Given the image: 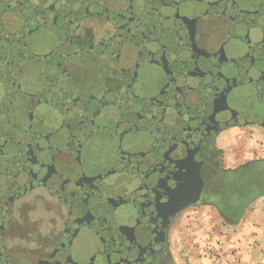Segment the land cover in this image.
<instances>
[{
  "label": "flooded vegetation",
  "instance_id": "flooded-vegetation-1",
  "mask_svg": "<svg viewBox=\"0 0 264 264\" xmlns=\"http://www.w3.org/2000/svg\"><path fill=\"white\" fill-rule=\"evenodd\" d=\"M263 4L0 0V264L143 254L153 190L192 156L188 125L226 58L252 45ZM236 126L201 140L204 183L185 209L204 204L207 147ZM185 209L154 239L149 264H174Z\"/></svg>",
  "mask_w": 264,
  "mask_h": 264
},
{
  "label": "water",
  "instance_id": "water-1",
  "mask_svg": "<svg viewBox=\"0 0 264 264\" xmlns=\"http://www.w3.org/2000/svg\"><path fill=\"white\" fill-rule=\"evenodd\" d=\"M261 11L263 16L257 18L256 22L260 25L252 45L226 58L225 73L217 78L214 92L202 103L192 123L188 125V133L194 135V139H187L186 148L192 156L180 162L164 190L158 192L154 188L155 202L149 209V217L143 227L152 242L145 244L147 250L141 255L135 249V260L130 264H149L155 258L159 246L154 239L159 234L164 235L180 211L199 200L204 183L200 175L203 163L201 140L231 125L253 124L264 128V4ZM224 219L227 220V217Z\"/></svg>",
  "mask_w": 264,
  "mask_h": 264
},
{
  "label": "crops",
  "instance_id": "crops-1",
  "mask_svg": "<svg viewBox=\"0 0 264 264\" xmlns=\"http://www.w3.org/2000/svg\"><path fill=\"white\" fill-rule=\"evenodd\" d=\"M263 146L264 128L253 124L229 128L218 138L225 167L254 160L251 156ZM224 220L210 205L185 209L172 233L174 264H214L203 246L214 252H231L238 264H264V197L252 205L240 222L229 224Z\"/></svg>",
  "mask_w": 264,
  "mask_h": 264
},
{
  "label": "trees",
  "instance_id": "trees-1",
  "mask_svg": "<svg viewBox=\"0 0 264 264\" xmlns=\"http://www.w3.org/2000/svg\"><path fill=\"white\" fill-rule=\"evenodd\" d=\"M223 151L214 142L207 147L208 168L204 174L201 202L214 207L224 223L240 222L252 205L264 197V157L237 167L220 163Z\"/></svg>",
  "mask_w": 264,
  "mask_h": 264
},
{
  "label": "built area",
  "instance_id": "built-area-1",
  "mask_svg": "<svg viewBox=\"0 0 264 264\" xmlns=\"http://www.w3.org/2000/svg\"><path fill=\"white\" fill-rule=\"evenodd\" d=\"M206 255L212 260L214 264H238L234 255L229 251H206Z\"/></svg>",
  "mask_w": 264,
  "mask_h": 264
},
{
  "label": "rangeland",
  "instance_id": "rangeland-1",
  "mask_svg": "<svg viewBox=\"0 0 264 264\" xmlns=\"http://www.w3.org/2000/svg\"><path fill=\"white\" fill-rule=\"evenodd\" d=\"M264 147V146H263ZM261 148V150H259V152L257 153L256 152V154H254L253 156H251L252 158H263L264 157V148ZM243 160H245V161H247V158L246 159H243ZM220 163H221V165L222 166H226V163H225V159H224V154H222L221 155V157H220ZM182 213L183 212H181L179 215H178V218H177V220H176V222H175V225H174V228H173V231H174V229H175V227H176V225H177V222H180V217L182 216ZM172 231V232H173ZM203 248H204V253L206 254V251H213V250H211L210 248H205L204 246H203ZM207 256V255H206ZM208 257V256H207ZM209 258V257H208ZM211 260V259H210Z\"/></svg>",
  "mask_w": 264,
  "mask_h": 264
}]
</instances>
